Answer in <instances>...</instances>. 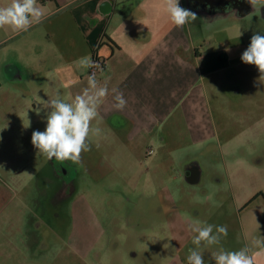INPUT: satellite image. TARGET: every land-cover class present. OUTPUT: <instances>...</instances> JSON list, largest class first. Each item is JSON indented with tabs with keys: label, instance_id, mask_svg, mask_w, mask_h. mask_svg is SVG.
Listing matches in <instances>:
<instances>
[{
	"label": "rangeland",
	"instance_id": "rangeland-1",
	"mask_svg": "<svg viewBox=\"0 0 264 264\" xmlns=\"http://www.w3.org/2000/svg\"><path fill=\"white\" fill-rule=\"evenodd\" d=\"M205 13L203 18H208H200L202 25H190L192 32L197 31L194 39L200 52L228 49L230 62V66L219 74L220 91L209 112L212 124L207 129L197 127L195 132L202 131L200 136H210L209 140L196 141L197 137L178 113H156L155 117L151 112L150 124L155 122L152 129L134 140L129 139L130 125L121 127L117 135L98 115L92 126L99 127L101 134L90 137L91 150L82 153V164L59 162L53 158L52 164L43 165L46 173L50 174L52 170L53 175V181L46 183V190H61L69 197L62 196V203L58 205L28 201L31 213L23 204L16 205L14 210H11L14 204H9L0 211V251H11L7 248H11L8 239L19 236L21 231L13 226L28 214L31 234L37 235L44 243L34 251V257L26 252L25 246H19L20 251L13 259L0 256V264H187L188 250L195 247L192 243L194 233L188 229L192 220L226 226L228 233L243 243L238 219L229 212L230 207L233 208L228 202L230 189L222 186L226 163L231 151H234L231 158H248L262 151L260 148H240V144L229 149L224 144L223 125L230 124V133L235 137L240 130L237 119L229 117L230 113L225 111L237 106L230 97L232 95H226L225 86L230 84L243 92L252 87L254 100H239L238 106L264 109V80L260 79L261 74L255 65L241 60L252 35L256 32L264 34V18L258 19V15L264 16V9L263 15L256 13L253 25L248 20L242 23L243 27L246 26V35L240 27L233 25L235 22L220 20L216 24V20L209 16L211 11ZM38 69L32 74L30 67H26L21 81L13 82V89L7 90L2 109L5 124L20 126L29 123L37 112L34 104L39 106L49 91L53 93L52 98L59 93L71 101L87 87L89 69H86L82 82L77 84L59 78L56 68L44 65ZM104 74L101 71L96 75L98 82ZM42 80L46 84L41 85ZM19 107L22 111L28 110L29 114L19 115ZM5 135L7 148L5 156L1 153L0 173L24 172L23 163L8 156L14 151L9 143L14 139L13 133L7 130ZM29 166L39 169L41 160ZM44 183L38 175L36 184L42 187ZM59 196H56L58 200ZM1 203L0 196V206ZM77 235L93 239L92 243L86 244L90 248L86 257L75 255L71 246H67L70 238ZM212 251L214 247L204 250L206 263Z\"/></svg>",
	"mask_w": 264,
	"mask_h": 264
},
{
	"label": "crops",
	"instance_id": "crops-1",
	"mask_svg": "<svg viewBox=\"0 0 264 264\" xmlns=\"http://www.w3.org/2000/svg\"><path fill=\"white\" fill-rule=\"evenodd\" d=\"M10 2L0 0V6ZM38 3L45 13L42 23L34 24L26 32H16L8 27L0 29V160L1 153L4 155L7 148L4 139L5 132L9 130L14 136L9 141L14 151L8 156H14L24 165V172L0 173V211L9 204H14L11 210L23 204L31 213L29 202L43 204L44 201V204L49 202L50 205L55 202L58 205L65 196L61 190H46V183L53 181V175L52 170L50 174L46 173L43 165L52 164L53 160L40 154L31 143L33 131L45 130L46 118H39L36 112L29 123L20 126L4 123V97L7 90L13 89V82L21 81L26 67H30L34 74L38 68L48 65L56 68L57 76L63 81L77 84L82 82L86 71L79 67V59L92 56L93 51L97 50L106 60L105 74L99 83L107 84L110 90L98 108V115L109 124L110 131L118 135L121 127L130 125L129 139L134 140L152 129L155 122L150 124L151 112L155 117L156 113H178L197 137L196 141H208L210 136L201 137L199 132L202 131L195 132L197 127L202 130L212 124L209 112L212 101L216 100L220 91L219 74L230 66V62L228 51L223 48L200 52L194 39L197 31L192 32L190 25L201 23L200 18L210 10L209 16L216 20V24L220 20L235 22L233 25L240 27L246 35V26L243 27L242 23L248 20L253 25L252 20L258 15L256 13L263 15V9L253 8L249 0L228 3L179 0L180 6L194 12L197 19L178 28L170 22L164 0H38ZM259 18L264 16L258 15ZM211 26L214 29V22ZM41 83L46 84V81L42 80ZM225 87L226 95H232L230 97L237 106L232 110H223L230 113L227 114L229 117L237 119L240 130L235 137L230 133L231 125H223L224 144L229 149L240 144V148H260L262 151L248 158H231L234 151L229 150L231 156L225 162L227 166L222 186L230 189L231 199L228 198V202L233 208L230 207L229 212L238 219L243 243L237 237H232V233H228L221 243L226 250H239L245 246L252 247L257 239H264V109L238 106L237 102L241 100H254L252 87L248 88V92L235 89L230 84ZM112 88L123 93L127 101L123 110L113 107ZM51 95L53 93L49 91V95L46 93L43 99H51ZM35 102H38L36 98ZM35 109H41L39 115L46 117L43 105L34 104ZM18 110L21 116L29 114L28 110L22 111L20 107ZM39 159L42 166L31 169L29 165ZM38 175L45 181L42 187L36 184ZM58 195L60 200L56 198ZM28 216L13 226L21 229L19 236L8 239L11 248H7L11 251L5 252L3 249L0 256L13 259L20 251L19 246H25L26 252L34 257V251L44 244L37 235L31 234ZM92 241L77 235L70 238L67 246H71L75 255L86 257L90 252L86 244ZM208 260L206 264H214L210 254ZM256 264H264V255L257 257Z\"/></svg>",
	"mask_w": 264,
	"mask_h": 264
},
{
	"label": "clouds",
	"instance_id": "clouds-1",
	"mask_svg": "<svg viewBox=\"0 0 264 264\" xmlns=\"http://www.w3.org/2000/svg\"><path fill=\"white\" fill-rule=\"evenodd\" d=\"M249 2L253 8L264 9V0ZM164 5L170 22L175 27L182 28L197 19L194 12L180 6L179 0H164ZM44 19L45 13L38 0H11L6 6H0V29L8 27L16 32H26ZM241 60L245 64L255 65L261 74L260 79L264 80V34L256 32L252 35ZM78 63L81 68L102 71L100 64L91 55L81 57ZM109 91L107 84L101 85L97 81L96 72L93 71L87 76V87L71 101L65 100L59 93L55 98L41 100L43 109L48 110L46 127L44 131H33L31 143L34 148L48 160L55 158L59 162L82 164V153L91 150L90 137L101 134V129L93 127L92 121L98 117V108L109 95ZM111 92L113 107L123 110L127 104L123 93L116 88H112ZM36 111L39 115L41 109ZM188 229L194 233L192 243L195 247L188 250L187 264H206L204 250L214 246L216 250L210 253L214 264H256L257 257L264 255V239L253 241L252 247L226 250L221 243L228 235L226 226L192 220Z\"/></svg>",
	"mask_w": 264,
	"mask_h": 264
},
{
	"label": "built area",
	"instance_id": "built-area-1",
	"mask_svg": "<svg viewBox=\"0 0 264 264\" xmlns=\"http://www.w3.org/2000/svg\"><path fill=\"white\" fill-rule=\"evenodd\" d=\"M91 58L96 61L97 63L100 64L102 71L104 70V68L106 67V60L100 55V53L96 50L94 51V53L92 54ZM95 71L96 75L101 72V70H96V69H89V75L91 74V72Z\"/></svg>",
	"mask_w": 264,
	"mask_h": 264
},
{
	"label": "flooded vegetation",
	"instance_id": "flooded-vegetation-1",
	"mask_svg": "<svg viewBox=\"0 0 264 264\" xmlns=\"http://www.w3.org/2000/svg\"><path fill=\"white\" fill-rule=\"evenodd\" d=\"M208 2H214V3H222V2H230V1H233V0H207ZM236 2H238V1H240V0H235ZM187 170H190V168L189 167H187ZM199 171H200V169H199ZM67 173V172H66ZM64 175V174H63ZM66 175H68V173L66 174ZM188 175H191V174H189L188 173ZM64 195L65 196H67V194L66 193H64ZM67 197H69V194H68V196Z\"/></svg>",
	"mask_w": 264,
	"mask_h": 264
},
{
	"label": "trees",
	"instance_id": "trees-1",
	"mask_svg": "<svg viewBox=\"0 0 264 264\" xmlns=\"http://www.w3.org/2000/svg\"><path fill=\"white\" fill-rule=\"evenodd\" d=\"M93 53H94V51H93ZM93 53H92V54H93Z\"/></svg>",
	"mask_w": 264,
	"mask_h": 264
},
{
	"label": "water",
	"instance_id": "water-1",
	"mask_svg": "<svg viewBox=\"0 0 264 264\" xmlns=\"http://www.w3.org/2000/svg\"><path fill=\"white\" fill-rule=\"evenodd\" d=\"M105 4V3H104Z\"/></svg>",
	"mask_w": 264,
	"mask_h": 264
}]
</instances>
